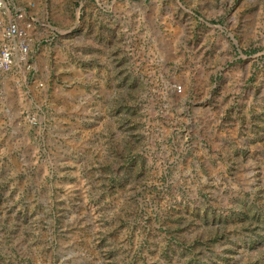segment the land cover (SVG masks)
I'll return each mask as SVG.
<instances>
[{
  "label": "rangeland",
  "instance_id": "374dc122",
  "mask_svg": "<svg viewBox=\"0 0 264 264\" xmlns=\"http://www.w3.org/2000/svg\"><path fill=\"white\" fill-rule=\"evenodd\" d=\"M13 1L0 264H264V0Z\"/></svg>",
  "mask_w": 264,
  "mask_h": 264
},
{
  "label": "built area",
  "instance_id": "2783aa9c",
  "mask_svg": "<svg viewBox=\"0 0 264 264\" xmlns=\"http://www.w3.org/2000/svg\"><path fill=\"white\" fill-rule=\"evenodd\" d=\"M10 5H13L16 17L5 28L4 42L0 47V70L4 72L13 71L22 65L29 66L28 33L20 25V20L25 16L27 8L16 6L13 0H0V11L8 9ZM177 89L181 91V87Z\"/></svg>",
  "mask_w": 264,
  "mask_h": 264
}]
</instances>
